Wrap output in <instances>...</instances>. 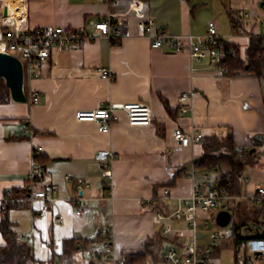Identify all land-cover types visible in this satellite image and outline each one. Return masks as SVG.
Instances as JSON below:
<instances>
[{"label": "crops", "instance_id": "1", "mask_svg": "<svg viewBox=\"0 0 264 264\" xmlns=\"http://www.w3.org/2000/svg\"><path fill=\"white\" fill-rule=\"evenodd\" d=\"M131 1L119 0L109 8L99 0H0V24L21 30L43 25L89 30V21H101L109 11L126 24L124 36L116 43L99 37L66 51L52 48L37 77L23 75L25 101L10 98L0 103V222L7 221L31 247L34 260L30 264L120 263L125 255L143 252L145 241L156 234L162 236L160 251L145 259L153 264L161 263V252L168 244L185 258L192 236L199 253L211 229L203 226L204 214L199 212L194 229L186 219L170 214L178 197L189 196L196 185L205 190L215 182L216 170L200 166L203 139L224 141L230 136L237 148L253 149L252 161L243 171L248 181L240 193L251 194L264 182V74L248 70L230 75L221 70V61L212 63L209 56L195 60L187 50L188 42L203 38L208 21H213L221 39L243 59L250 38L262 34L261 0H140V9H132ZM241 10L247 17L239 14ZM145 16L154 19V30L176 36L182 50L167 45L152 48L137 26ZM215 52L223 57L220 49ZM100 68L112 76H103ZM183 93L188 98L180 100ZM33 94L37 102L30 101ZM128 101L147 104L151 123L130 125L119 111L109 131L100 132L96 122L74 116L76 110ZM175 127L201 131L202 141L177 143L172 134ZM38 147L39 156L46 158L44 173L55 187V200L42 215L37 212L39 200L18 205L4 200L7 190L13 196L25 195L32 150ZM104 149L112 153L109 189L95 157ZM76 178L88 185L77 188ZM164 186L170 195L162 200L158 197ZM78 193L86 201L76 214V206L67 198ZM152 199L153 203L146 202ZM238 206L251 210L243 202ZM157 211L162 216L155 220ZM200 226L204 234L198 233L203 230ZM107 237L110 245L105 256L102 242ZM70 238L86 239L89 244L77 243L70 262L65 263L64 241ZM221 242L218 252L213 249L210 264H219L222 244L231 246L228 264L244 251H235L231 234Z\"/></svg>", "mask_w": 264, "mask_h": 264}, {"label": "built area", "instance_id": "2", "mask_svg": "<svg viewBox=\"0 0 264 264\" xmlns=\"http://www.w3.org/2000/svg\"><path fill=\"white\" fill-rule=\"evenodd\" d=\"M106 4L109 8L114 7L119 0H99ZM140 0H132L131 8L140 9ZM263 13L260 15L259 24L264 37V0H261ZM239 14L247 17V13L242 10ZM90 29L85 30L81 27H64V26H51L43 25L31 30H21L17 27H11L2 22L0 24V44L3 45L2 50L15 55L22 64L23 75L29 77H37L39 75V66L41 62L49 56L52 48L58 51H66L73 47L79 46L85 40H93L99 37H106L111 43L118 42L119 38L123 37L125 29V21L121 18H116L113 12H107L101 21H89ZM137 26L141 32L149 38L150 46L152 48H159L164 45L169 46L174 50H182L178 43L177 37L168 34L163 29L154 30V19L151 16H145L137 21ZM221 36L218 34L216 25L213 21H208L207 31L204 37L199 39L196 43L188 42L187 50L192 59L199 60L205 56L210 57L212 63L221 61V57L215 52L216 47H211L221 41ZM236 50L229 47L225 50V55H235ZM264 58V51L261 54ZM222 71H227L224 65H221ZM100 73L103 76L111 77V73L106 68H100ZM188 95L183 93L180 100H185ZM30 101L37 102L38 96L31 95ZM124 113L128 124L130 125H148L151 123L152 116L150 108L147 104L140 101L128 102H109L104 106H100L90 110H76L74 116L80 121H93L97 123V129L100 132H108L111 123L119 119L118 112ZM174 140L186 146L191 142H200L203 138V133L197 130L183 131L179 127L173 129ZM41 148H34L32 150V162L27 174V183L25 184L24 196H13L7 190L5 192L4 200L13 205H18L24 200H39L40 208L38 214L42 215L46 212L48 206L55 200V187L49 182V177L44 173L42 162L35 159L39 155ZM99 162L102 175L104 176L103 184L106 188L111 187L112 172L111 161L112 153L110 150H99L95 154ZM217 166L215 165L214 168ZM204 178L208 180V175L205 174ZM65 179H69L65 175ZM243 184H246L248 177L245 174L240 175ZM44 183V187L40 188L38 185ZM76 187L81 188L88 185L82 178H76ZM107 194H111L110 191ZM170 195L168 186L162 188V193L159 199H167ZM75 206V213L79 214L85 204L86 198L81 194L69 196L67 198ZM150 200H147L148 202ZM143 203L145 200L142 201ZM243 202L246 207H254L258 209L256 212L257 219H251L246 225L241 226L242 235L248 236L244 244V251L238 255L236 261L231 264H264V182L257 184L253 193L251 194H232L227 191L223 186L216 183L210 184L206 189H201L200 185H196L194 191L187 197H178L171 216L180 219L184 218L188 221L189 225L194 229L199 212L203 213L202 217L203 226L208 227L209 219L212 218L213 222L217 225L216 228H211L208 234V243L198 253L195 237L192 236L187 246V256L181 257L179 250L173 245L168 244L161 252V263L158 264H209L211 254L214 248L220 246L222 239L230 234V231H224L216 221L215 216L218 211L224 210L230 213V220L226 226H232L234 219L233 212L239 203ZM162 215L157 211L155 220H158ZM211 220V219H210ZM56 221L59 222L60 218L57 217ZM168 229V226L163 228V233ZM231 230V229H230ZM251 231V232H250ZM247 232V233H244ZM109 238H105L102 242L104 255H108ZM90 255L96 254L94 251L89 252ZM114 264H124L114 263ZM141 264H153L149 260H145Z\"/></svg>", "mask_w": 264, "mask_h": 264}, {"label": "trees", "instance_id": "3", "mask_svg": "<svg viewBox=\"0 0 264 264\" xmlns=\"http://www.w3.org/2000/svg\"><path fill=\"white\" fill-rule=\"evenodd\" d=\"M211 47H216L221 50V64L227 68V73L230 75L238 74L240 71H254V73L264 74V58L261 54L264 51V37L255 36L251 37L249 45L245 51V57L242 59L234 46L219 41L217 44ZM229 47H233L236 50L235 55H225V50ZM10 99L9 89L5 85L3 78L0 77V103L7 102ZM164 106L167 108V104L164 101ZM202 141V140H201ZM203 155L201 158L200 166L206 170H216V176L213 183L223 186L229 193L239 194L243 183L240 179V175L247 164L252 161L253 153H250L248 149L237 148L233 145V142L229 137L224 141L212 137L210 139H203ZM39 162L46 161V158L35 157ZM217 166L214 168V166ZM153 199L148 201L153 203ZM159 201V200H158ZM156 201V202H158ZM258 209L251 207V210H240L237 206L233 212L234 221L231 226V237H233V243L235 251L239 252L240 249H244V244L248 236L242 235L241 226L246 225L251 219H257L256 212ZM0 232L5 239V244L0 245V264H30L34 260L31 247L22 242L15 231L11 228L10 224L3 220L0 222ZM162 242V236L156 234L147 239L143 245V252L125 255L122 263L124 264H141L145 261L147 256L154 258L160 251V245ZM77 243L83 247L89 244L86 239L70 238L64 241L63 248V262H70V256L77 249ZM217 249V248H216ZM215 249V250H216ZM219 249L216 250L218 252ZM97 254V252H96ZM211 256H214V250ZM210 264V263H209Z\"/></svg>", "mask_w": 264, "mask_h": 264}, {"label": "water", "instance_id": "4", "mask_svg": "<svg viewBox=\"0 0 264 264\" xmlns=\"http://www.w3.org/2000/svg\"><path fill=\"white\" fill-rule=\"evenodd\" d=\"M0 77L9 89L10 98L16 102L25 101L23 91V69L21 61L13 54L0 50ZM253 149L250 150L252 152ZM218 225L225 226L230 220L228 211L220 210L215 216Z\"/></svg>", "mask_w": 264, "mask_h": 264}, {"label": "rangeland", "instance_id": "5", "mask_svg": "<svg viewBox=\"0 0 264 264\" xmlns=\"http://www.w3.org/2000/svg\"><path fill=\"white\" fill-rule=\"evenodd\" d=\"M211 225H212L213 228H216L214 223L209 222V223H208V227H207V229L212 228ZM199 228H200V229H203V230L198 231V233H199V234H202V233L204 234V233H205V232H204V229H205V228L202 227V226H200ZM223 229H224L225 231H226V230H229V231H230L231 226L223 227ZM208 232H209V231H208ZM221 243H222V242H221ZM221 243H220V246H219V247H221ZM222 246H224V247L221 249V256H220V259L218 260L217 263H219V264H228L229 261L232 259L231 257L233 256V255H232L231 246H230V244L227 245V246H225V245L222 244Z\"/></svg>", "mask_w": 264, "mask_h": 264}]
</instances>
